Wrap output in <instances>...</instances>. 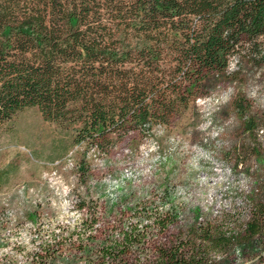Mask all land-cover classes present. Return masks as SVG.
<instances>
[{
    "label": "trees",
    "instance_id": "1",
    "mask_svg": "<svg viewBox=\"0 0 264 264\" xmlns=\"http://www.w3.org/2000/svg\"><path fill=\"white\" fill-rule=\"evenodd\" d=\"M262 38L264 0H0V126L35 106L74 142L106 154L133 132L146 136L154 124L170 125L212 82L230 76L232 55L264 61ZM234 108L255 129L245 98ZM77 167L89 175L84 161ZM78 204L87 210L85 200ZM139 207L135 214L159 227L177 219L174 208ZM253 214L244 227L248 238L264 232V203ZM97 221L86 217L82 224L93 228ZM139 224L88 247L101 259L92 264H124L130 247L146 242L148 225ZM187 231L138 262L209 264L211 250L246 238L211 223ZM52 235L34 263L48 264L61 252V239Z\"/></svg>",
    "mask_w": 264,
    "mask_h": 264
},
{
    "label": "rangeland",
    "instance_id": "2",
    "mask_svg": "<svg viewBox=\"0 0 264 264\" xmlns=\"http://www.w3.org/2000/svg\"><path fill=\"white\" fill-rule=\"evenodd\" d=\"M260 46L264 54V38ZM229 62L230 76L212 82L170 125L154 124L146 136L133 132L106 154L74 142L71 131L45 120L35 106L1 125L0 264H36L35 254L44 253L52 234L62 245L48 264H92L101 259L88 247L121 238L139 220L148 225L146 242L131 246L124 264L153 258L159 244L184 238L200 223L246 237L247 221L264 203V61L240 54ZM238 98L250 107L255 129L248 130L234 108ZM140 204L174 208L177 219L156 226L135 214ZM86 217L98 220L93 228L83 226ZM208 261L264 264V232L211 250Z\"/></svg>",
    "mask_w": 264,
    "mask_h": 264
}]
</instances>
